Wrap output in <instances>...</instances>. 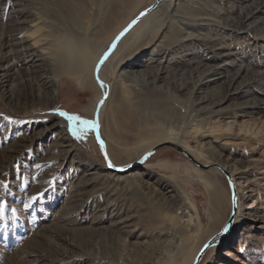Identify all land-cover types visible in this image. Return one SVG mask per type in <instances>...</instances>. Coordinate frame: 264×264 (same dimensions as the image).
I'll list each match as a JSON object with an SVG mask.
<instances>
[{"label":"rangeland","instance_id":"obj_1","mask_svg":"<svg viewBox=\"0 0 264 264\" xmlns=\"http://www.w3.org/2000/svg\"><path fill=\"white\" fill-rule=\"evenodd\" d=\"M74 2L79 10L71 21L57 0H0V65H11L0 80V264H192L202 251L197 264H264V111L241 105L264 99V24L257 22L264 8L253 14L264 0H185L192 35L212 47L183 42L166 24L142 33L140 19L118 41L119 54L108 61L115 47L100 66L103 90L94 80L96 65L155 0H67ZM246 14L254 15L248 27ZM15 19L34 24L31 53L15 45ZM66 35L83 56L74 70L58 58L56 41ZM220 53L227 54L228 71L207 82L201 72L222 62ZM141 58L147 71L163 73L166 85L118 77L125 62ZM236 70L234 85L245 82V92L233 96L227 93ZM49 81L52 100L45 95ZM147 91L156 100L141 103L137 97ZM103 94L98 135L105 154L93 130L78 138L60 115L93 121ZM129 100L147 107L140 134L122 114ZM157 130L202 165L215 158L243 170L240 186L215 164L201 169L169 146L135 166ZM63 133L69 154L58 147ZM120 166L129 169H113ZM130 171L140 175L125 177ZM202 176L220 188L224 214L211 205ZM247 181L250 191L241 188ZM253 200L259 209L248 218L256 222L241 214ZM225 251L230 258L219 256Z\"/></svg>","mask_w":264,"mask_h":264},{"label":"bare ground","instance_id":"obj_2","mask_svg":"<svg viewBox=\"0 0 264 264\" xmlns=\"http://www.w3.org/2000/svg\"><path fill=\"white\" fill-rule=\"evenodd\" d=\"M57 3L59 5V7H61V8L64 9L66 19L71 20V21H74L75 20V16H77V13H76L77 10L76 9L79 10V5L76 2L71 3V5H69L67 3V0H57ZM185 5H186L185 4V0H163L159 4L160 10H157L156 9L157 7H156L155 8L156 10L154 9V11H151L149 14H147L146 16H144L142 18L143 20L139 24V25H141L142 33H145V32L149 31L150 29H152L154 27L155 28L157 27L158 29L159 28H163L165 26V24H166L167 25L166 26L167 27V30L169 29V31L171 32L172 35L178 34L179 37L182 39L183 42L184 41H188V40H191V41L193 40V41L201 42V44L204 47H212L213 46V43L212 44H209V42L206 41L205 38H203V36L200 37V36H194V35H192L191 32L194 31L193 28H192L193 26H191L190 23H189V19H188L189 17L186 18L185 14L183 13L184 9L187 7ZM191 6H192V4H191ZM263 6H264V2H263ZM263 6L261 8L259 6H257L254 9L253 14H256L258 12H261L262 8H264ZM186 9L188 10V8H186ZM205 12H203V13H205ZM195 14H196V11H195ZM253 14H246L245 17H244V20L243 21H244V23H248V24H246L247 27L253 25L251 22H249L251 19H253V16H254ZM186 15H190V14H187V12H186ZM191 15L193 17L195 16V15H193V13ZM200 15H202V13L199 14V16ZM195 17L198 18L197 16H195ZM168 19L169 20L170 19H172V20L175 19V22H173L175 25L172 26V24L168 21ZM13 22H15V21L13 20ZM257 22L264 24V19H261V20H259ZM15 24L18 27V31H20V38L19 39L17 38L19 41L16 40L17 43H15V45H18L20 47V51L21 52H25V53H28L29 52V53H31L34 50V48L36 47V45H34L35 44V41L34 42L31 41L32 40L30 38L31 37V34L29 33L30 29L31 28L33 29V27H34L33 22L25 21V20H22V21H17L16 20ZM31 32H32V30H31ZM76 44H79V42L75 39L74 36H71V35H66V36L62 37V39H59L58 41H56V49L59 52H61V53L58 54V58L64 60V63L66 65L65 67L71 68L73 70L75 68H78L80 66V65H77V64H78V62L80 60L83 59V56H80V55L77 54ZM215 47L216 46H214L213 48H215ZM221 48H216L215 51L217 52V50H219ZM40 49H42V48H40ZM119 49H120V45H118L116 47L115 51L113 52V54L111 55V57L108 59V61H111L112 59L115 58V56L117 54H119V52H120ZM41 51H45V50H41ZM6 52H7V50H6ZM40 53H41L40 54L41 57L42 56L44 57V53L43 52H40ZM36 54H38V53L36 52ZM226 56H227L226 53H220L219 58L222 60V62L217 63V64L212 65V66H205L204 67V69L201 72V75H203V76L205 75V78H208L207 82H213V81H215L219 77L223 76V73L224 72L228 71L229 64L227 62L223 61V60H225ZM39 60H41V59H37L36 61H39ZM46 61H47V59H46ZM136 61H139V63H137ZM142 62H143V60L141 58L139 60H135V61H131V62H125L124 64L122 63L124 65V67H123V69H120L118 71V77H121V78L127 80L128 83H137L136 80L137 79H140V81L143 83V85H147V83H160L162 85H166L165 78L162 77V75H161L163 73H161L160 71H154V72L153 71H147V67L148 66L145 65V64H143ZM10 63H11V61H10ZM1 65H0V80L3 79V81H5V78L9 75V72L11 71V65H5V66H1ZM236 71H235V74H233L230 77V81L231 82L229 84V93H227V94L233 95V96H238V95H241L242 93L245 92L244 91L245 85L243 84L245 82L239 83L238 85H234L236 77H238L239 74H240L239 71H237V72ZM209 75H211L212 77L209 76ZM100 76H101V80H102L103 79L102 70L100 71ZM240 81H242V80H240ZM47 85H48V87H46L47 88V91H46L47 94H45V95L47 96V98H49V99L52 100V99H54V95H55V90L52 87L53 86V83L49 81V83H47ZM41 86H43V85H41ZM137 98H138V100L141 101V103L142 102L143 103L154 102L156 100L155 97L152 96V94L149 93V92L145 96H141V97H137ZM52 105H53V103H52ZM241 105H242L243 108H248L249 109L250 107H252L250 109L255 108V109H259L260 111H264V99L262 101H257V102H255V101L254 102L253 101L247 102L246 101L245 103H243ZM46 106H45V108H46ZM146 109H147V107L142 108V106H138V105L134 104L132 100H129V101H127V103H125V106L123 107V110H122V114L128 120H130L131 124L137 129L138 134H140V133L143 132L144 126L141 125L142 124L141 123V120H142L141 117L142 118L145 117V116H143V114H144V111ZM126 118H124V119H126ZM122 123H123V120H122ZM158 131L159 130L155 131L153 133V135H152V140L154 138L153 142L151 144H149V146H147L145 149L142 150V154L143 155L145 153H147L148 151H150L151 149H153V148H157L158 149V148L163 147V146H169V147H172V148H174V147L175 148H179V146L176 145L175 142H172L171 140H169L167 138H160L161 135H160V133ZM65 135L66 134L63 133L62 134V137H59V142H57V143H59V146L58 147H61L62 149L65 150V153L66 154H69V153L72 152V148H71V145L69 144V140H68L67 136H65ZM162 136H163V132H162ZM224 138H226V137H224ZM212 139H216V138H212ZM205 144H207V143H205ZM210 146H211V144H210ZM213 148H209V149H213ZM184 152H186L196 162H198L193 157V155L190 154L187 150H184ZM208 154H210V153H208ZM214 159H213V162H210V163H208L206 165L207 166H211V164H215L218 167V169H220L221 171H223L225 174H228L229 179H230V181L232 182V184L234 186H238L239 185V181H240L241 174L243 173V170H241L240 168H236L235 165L230 164V162L228 160H223V161L222 160H219V161H217V160H214ZM199 164H201V163H199ZM251 165H253V164H251ZM115 168L118 169V170H124V169H127L128 167L120 166V167H115ZM139 175L140 174L137 173L136 171H130V172H128L125 175V177H128V178L131 177V179H132L133 177L139 176ZM199 182L206 189V191L208 193V197H209V201H210L211 205L213 207L220 206V210H218V211H220L221 214H224V212L222 211L223 210V208H222L223 194H222L220 188L218 187V185L209 176H202V177H200L199 178ZM250 183L251 182H249V181L245 182L244 184H242L241 188H243V190L250 191V189H251V186H250L251 184ZM168 191L174 192V189L172 188V186H171V189H169ZM173 196H174V194L173 195H169L168 197L169 198H172ZM258 209L259 208L257 207V201H255V200H253L251 203L244 204L243 207H242V209H241V212H242L241 214L244 215V220H250V218H248V217L251 216V215H253V213H255ZM257 219L258 218H256L255 220L252 219L250 221L256 222ZM219 256L224 259V258H230L231 255H230V253L228 251H225V252H221L219 254ZM219 264H225V263L223 261H221V263H219Z\"/></svg>","mask_w":264,"mask_h":264},{"label":"water","instance_id":"obj_3","mask_svg":"<svg viewBox=\"0 0 264 264\" xmlns=\"http://www.w3.org/2000/svg\"><path fill=\"white\" fill-rule=\"evenodd\" d=\"M162 0H156L150 7H148L145 11H143L136 19H134V21L122 32L120 33V35H118L113 43L111 44V46L109 47L108 51L106 52L107 53V57L112 53V51L115 49L118 41L120 40V38L129 31V29H131L138 21H140V19H142L144 16H146L147 14H149L151 11H153L158 5L159 3L161 2ZM105 53V54H106ZM105 54L104 56L100 59L99 63L96 65L95 69H94V80L96 81L97 85L100 87V89H104L103 87V84L102 82L100 81V79L98 78V72H99V68L100 66L103 64L101 63V60H103V62L107 59V57L105 58ZM105 100V94L102 95V98H101V101L100 103L97 105V108L94 112V116H93V121L96 122V124L98 125V114H99V108L101 106V104L104 102ZM93 137H94V140L96 141L98 147L100 148L101 152L103 154H105L104 152V143L102 142V140L99 138V135H98V127L95 131H93ZM157 148H153L151 149L150 151H148L147 153H145L144 155H142L141 159L138 160L134 165L135 166H138L140 164H143L147 158L153 154V152L156 150ZM175 149L177 152H180L181 154L185 155L188 160H190L195 166L201 168V169H208L209 166L207 165H202V164H199L198 162H196L190 155H188L186 152L180 150L179 148H173ZM117 171H123V170H118L116 168H113ZM129 169V168H127ZM125 170V169H124ZM228 178V177H227ZM229 179V178H228ZM234 194H233V200H234ZM233 213L234 214V204H233V209H232ZM232 219L229 220L228 224H230ZM203 252V251H202ZM202 252L196 257V259L192 262V264H197L201 255H202Z\"/></svg>","mask_w":264,"mask_h":264},{"label":"snow or ice","instance_id":"obj_4","mask_svg":"<svg viewBox=\"0 0 264 264\" xmlns=\"http://www.w3.org/2000/svg\"><path fill=\"white\" fill-rule=\"evenodd\" d=\"M107 57V53L105 54V58ZM101 63H103V60H101ZM61 116H65L66 119L69 121V127L72 131L74 136L83 137L88 130L95 131L98 127L95 121H88L85 119H81L79 116L74 115H67L66 113H60ZM105 159L107 160V156H105ZM108 166L112 167L111 162H108ZM233 203H235V200H233ZM227 231V229H225ZM205 247H208V245H205Z\"/></svg>","mask_w":264,"mask_h":264}]
</instances>
